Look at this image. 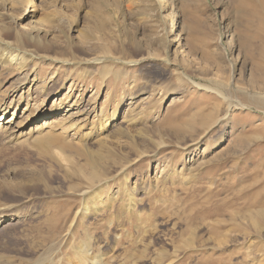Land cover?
I'll list each match as a JSON object with an SVG mask.
<instances>
[{
  "label": "rangeland",
  "instance_id": "rangeland-1",
  "mask_svg": "<svg viewBox=\"0 0 264 264\" xmlns=\"http://www.w3.org/2000/svg\"><path fill=\"white\" fill-rule=\"evenodd\" d=\"M104 1L105 27L100 28L97 10ZM256 3L165 0L162 7L157 0H24L5 9L9 14L0 29L14 44L16 30L25 33L31 23L24 5L35 11L33 20L45 21L41 38L48 44L25 47L50 59L35 58L22 74L10 70L13 64H0V99L9 104L29 98L33 108L44 99L46 107L59 108L63 97L75 101L81 96L84 104L93 99L111 113L113 100L105 105V97L112 90V97L125 99L117 105L109 131L98 133L97 121L89 122L77 134L70 131L63 142L82 143L80 137L88 131L92 137L116 134L122 125L133 134L141 128L149 131L165 145L154 147L142 133L135 137L151 153L123 172L117 169L107 184L93 186L92 195L105 199V208L83 216L79 190L86 186L70 190L80 184L75 171L29 140L0 134V264H80L76 253L85 243L88 257H98L102 264H219L218 259L223 264H264V236L241 216L264 209V140H246L264 132V104L254 94L264 92V11L253 10ZM107 50L114 59L155 58L131 65L63 63L100 57ZM105 67H111L108 78L102 74ZM20 80L30 83L17 97H9ZM220 95L251 107L229 111L221 120L227 104ZM25 107L26 102L20 104L22 111ZM188 119L195 123L193 135L188 126L177 133L176 127ZM127 138L120 149L124 154L131 151ZM225 147L237 154L218 161ZM76 159L85 165L84 158ZM220 201H230L227 212H239L242 224L222 250L215 239ZM194 228V246L185 248ZM130 253L138 258L128 259Z\"/></svg>",
  "mask_w": 264,
  "mask_h": 264
},
{
  "label": "bare ground",
  "instance_id": "bare-ground-1",
  "mask_svg": "<svg viewBox=\"0 0 264 264\" xmlns=\"http://www.w3.org/2000/svg\"><path fill=\"white\" fill-rule=\"evenodd\" d=\"M119 1L121 2V0ZM157 1L162 7H164L165 0H157ZM22 2H24V0H0V22L1 20L7 18L5 14H7L8 11L5 12V9L8 10L9 8L13 7L15 3L17 4V3H22ZM257 3L260 6H258ZM257 3H256L257 6L255 5L254 6L255 8L253 10H255L258 13L261 11L263 12L264 11V0H257ZM24 7H25V10H27L26 15L30 17L31 19L30 21L31 23L29 24L30 26L27 29V32L25 33L19 30H16L15 40H14L15 44L12 41L5 39L4 36L6 34L8 35L9 33L5 32L3 28L0 29V64L3 67L13 64V66L15 67L10 68V70L11 71L18 70L20 71L18 73H21V74L27 70L28 64L32 62V60H34L35 58L41 59L44 57V59H50V57L43 56L38 53H33L30 50L26 49L25 46L27 44L29 46H32L33 48H44V45L48 44L46 40H43L41 38V33L44 30L43 28H46V26L48 25L45 24V21L44 23L40 22L38 18L36 20H33L32 18L33 12L35 13V11H32L29 7H27V4L24 5ZM126 7L128 10H132V8L129 5H127ZM248 10L250 9L248 8ZM97 17H98L97 19L98 27L104 28L105 27V1L101 2L100 4V8L97 10ZM77 24H78L77 21H74V25L77 26ZM101 39L102 38H100V40ZM107 52L108 50L105 52L103 51L102 56L100 57H95L92 59L86 58L85 60H82L79 62H75V61L72 62L71 60H63V63L72 64V65L82 64L88 67V66H91L93 63L106 64L109 61H112V63L116 62V63H122L123 65H131V64H135L139 62V60H142V59L146 60L148 58H155L152 55H147V56H142L140 59H136V60L134 59L124 60V59H119V58L114 59L113 57L109 56ZM260 55L264 59V44L261 47ZM105 68L106 70L102 74L105 78H108L107 75H109V73L111 72V67L110 68L108 67L109 69L107 67ZM261 75L262 76L260 77L264 78V69H262ZM30 81L20 80V82H18L15 85V87L11 90V93H8V96L17 97V94L20 91L24 92L23 90L27 87ZM197 87L198 88L202 87V89L206 91L209 90L210 92H211L210 89L212 90L214 89V88H211L210 86H203V85L201 86V84H197ZM73 89H74L73 86L69 87L70 94L71 92H73ZM94 93L98 94V90L95 91ZM256 93H254L256 95L255 97L258 98L260 101H262V103L264 104V92H256ZM112 96H113V91L110 90L107 92L106 97H105V105L107 102H110L111 99L113 100L111 101L113 102V105L111 104L112 105L111 107L113 108L111 113L108 108L106 109L103 106L104 104H102L101 109H99L97 105L94 104L93 99H92V102L90 101L84 104L83 97L81 96H79L80 98L75 101H69V100L67 101V99L63 97L61 100L62 104L58 105L60 106L59 108H56L57 107L56 103H55L56 105L55 108H53L54 107L53 105H52L53 107L52 106L49 108L46 107L44 99H42L41 101H38L39 103L37 105V108H33L31 100H29V98L26 99V97L24 98L27 101L24 100L23 97H20L19 99H16V100L15 98L12 99V101L9 104L7 100L0 99V116H1L0 134L8 137L9 140L22 139V138H23L22 141L29 140L31 141V143L33 142V144H35L36 146L44 148V150L49 152L50 154L52 153V156L55 159H57L58 161L62 163H66L70 167L69 169L75 171L76 173L75 177H77L76 179L80 180V184L70 187V190L77 191L81 187L80 186L81 184H84L83 186H86L85 188L79 190L81 191L80 195H81V200H82L83 205L81 204L80 206L81 210H78V212L83 216L89 215L91 212H98L99 209L101 210L105 208V201H104L105 199L104 200L97 199V196L92 195V193L95 192L94 189H91L93 188V186L107 184L109 181V178H111L114 175V173H116L117 169H118V172L119 171L123 172L128 168L129 165H131L132 163H135L137 160L142 158L144 155L151 153V151H149L148 148L147 149L140 148L139 140L136 139L135 137L140 136V134L142 133V136H149V139H150L149 143L151 145H154V147L161 148L165 145L164 142L161 141L160 139L154 140L151 137L152 135L149 133V131H142V128H141V129L135 130L136 133L134 132L135 134H133L131 129L129 128L127 129L123 127L122 125L117 128L118 133L116 134L110 132L101 137L100 135H97V137H92L91 134L93 132L88 131L81 135L80 141L82 143H73L70 141H68L67 143L63 142V140L67 138L70 131L75 130L77 134L80 130H82L83 126L87 125L89 122L90 124L93 125V123L97 121L98 129L96 130H98V133L100 131L103 132V130L107 132V129H108L107 126L108 125L112 126L111 124H113V122L116 121V116L114 114L116 112L117 105H119L120 102H121L120 104H123L124 103L123 100L125 99V96L123 97L122 96L112 97ZM220 96L223 99V102L227 104V112L224 113L220 117L221 120H225L227 118L229 111H232L234 109H241V110L249 109L251 107L250 105L248 106L247 104H245L244 102H242L241 100L237 98L233 99L226 95H220ZM90 97L93 98V94H91ZM135 97L137 96H134L133 98ZM23 102H26V107L22 111V109L20 108V104ZM134 103L135 102H133L132 104ZM36 104H37V101H36ZM129 117L130 116L128 115L124 116V118H129ZM39 119H41V121H38ZM123 122H125V120ZM194 124L195 123L192 120L188 119L187 123H184L183 125H179L176 127L177 133H183V126H186V127L188 126L190 127V130L188 132L191 133L190 135H193L192 132L196 131ZM115 125L116 124H114L113 126ZM118 125L119 124H117V126ZM258 133H261V134H254L250 136L247 135L246 137L247 142L254 144L259 141L264 140V132L262 131ZM223 135L225 136V133ZM125 136H128L129 138V144L128 143L127 144L131 149V151L127 152L126 154L121 153V150H120L125 145L123 141V137ZM89 142H92L93 144L94 143L97 144V147L94 148L92 143H89ZM223 150L218 153V156H217L218 161L223 162L224 159L226 160L228 158H234V155L237 154V152L232 148L226 149L225 147L223 148ZM133 153L136 156L133 157L132 156ZM77 156L85 159L84 166L80 165L79 162L77 163L76 161ZM229 170L233 172V168H229ZM129 195H130V204L133 206L135 205V199L133 198L134 196L133 192L130 191ZM90 199H93V200H90ZM229 202L220 201L218 202L219 205L216 206V211H217L216 213L218 214V218L216 220V223L218 225V229H217L218 233H217V236H215L216 237L215 239H216V242L218 243L217 246H219L218 247L219 249L222 250L223 248H225L230 243V240L228 237L232 236L231 235L232 232H235V230L239 229L242 226L241 216H243L247 220L246 223L248 224V226H250V228H253V230H255L260 237L261 235L264 236V209L248 210L246 212L241 213L242 215L240 216L239 215L240 213L237 211H235L237 214L233 212H230V213L227 212L228 210L227 207L229 205ZM186 218L188 219L190 217L186 216ZM1 222L2 220L0 219V223ZM196 230L197 229L195 228L192 229L190 233V237H188L185 240V244H184L185 248L194 246L195 238H196L195 236ZM86 244L88 243H85L84 245H82L79 248L80 250L79 251L77 250V253H76L81 260L80 264H89V263L102 264L101 260L98 259V257H92V258L88 257L89 251H87V249H89V247ZM135 254L136 253H130V255L127 258L136 260V258H138L136 255L138 254L136 255ZM140 256H142V254H140ZM103 260H106V257ZM83 261L85 263H83ZM218 263L223 264L224 261L221 259H218Z\"/></svg>",
  "mask_w": 264,
  "mask_h": 264
}]
</instances>
